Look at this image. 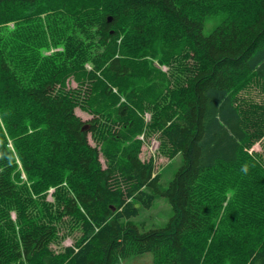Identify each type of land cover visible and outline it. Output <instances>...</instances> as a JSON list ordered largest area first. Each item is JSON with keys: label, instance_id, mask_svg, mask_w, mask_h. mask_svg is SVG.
<instances>
[{"label": "trees", "instance_id": "trees-1", "mask_svg": "<svg viewBox=\"0 0 264 264\" xmlns=\"http://www.w3.org/2000/svg\"><path fill=\"white\" fill-rule=\"evenodd\" d=\"M259 85L264 0H0V264H264Z\"/></svg>", "mask_w": 264, "mask_h": 264}, {"label": "rangeland", "instance_id": "rangeland-1", "mask_svg": "<svg viewBox=\"0 0 264 264\" xmlns=\"http://www.w3.org/2000/svg\"><path fill=\"white\" fill-rule=\"evenodd\" d=\"M222 20V17L216 16V17H211L207 20L205 26H204V33L209 34L213 28L219 24V22ZM12 25V24H11ZM155 65L159 66L158 61H154ZM160 67L164 71H168L167 66H161ZM70 85L75 86L76 83L71 81ZM248 97L256 100V101H262L264 98V91L262 89V86H255L249 94H247ZM77 114L81 116L84 120L90 119L92 117L91 114H89L86 111H83L82 109L78 108ZM145 120L146 122H149L151 119V114L150 112H147L145 115ZM139 139L143 141V146L141 149V158L143 160H150L151 158L154 159L155 164H156V170L159 172H163V183L164 185H167L168 181L171 180L175 174V172L178 170V168L182 164V156L178 155L174 158H169V156L162 154L161 152V143L160 140L157 139V136H152V137H146L145 134L139 135ZM264 150L263 144L261 141L257 142L256 144L253 145L252 148L249 149L250 152H258L262 153ZM103 160V158H102ZM24 175V174H23ZM25 177V175H24ZM54 189H50L49 194H48V200H52V192ZM172 214V208L169 202L166 200L165 197H158L156 199L155 205L152 208H145L142 209L140 214L137 217L132 218V221L146 229L153 228V227H160L166 224V222L169 220L170 216ZM15 213H13V217L15 218ZM66 233V229L61 231V236ZM76 235H79V233H76ZM73 237H66L65 239L62 238L59 241V245H70L73 243ZM58 249V247H57ZM137 260L136 264H150V259H152V254L151 253H146L143 256H137L135 257ZM134 258H129L127 260V263L125 264H134L133 263Z\"/></svg>", "mask_w": 264, "mask_h": 264}, {"label": "water", "instance_id": "water-1", "mask_svg": "<svg viewBox=\"0 0 264 264\" xmlns=\"http://www.w3.org/2000/svg\"><path fill=\"white\" fill-rule=\"evenodd\" d=\"M86 129H87V126L84 127V130H86Z\"/></svg>", "mask_w": 264, "mask_h": 264}]
</instances>
